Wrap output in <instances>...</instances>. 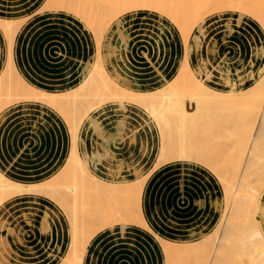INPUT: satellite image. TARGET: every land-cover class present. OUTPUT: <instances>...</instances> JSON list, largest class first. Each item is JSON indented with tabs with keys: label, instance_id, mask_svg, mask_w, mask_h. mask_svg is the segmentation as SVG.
Instances as JSON below:
<instances>
[{
	"label": "bare ground",
	"instance_id": "bare-ground-1",
	"mask_svg": "<svg viewBox=\"0 0 264 264\" xmlns=\"http://www.w3.org/2000/svg\"><path fill=\"white\" fill-rule=\"evenodd\" d=\"M37 1L47 25L66 24L70 31L80 21L90 36L86 41L76 37L75 48L91 53L81 55L76 73L63 69L62 84L29 82L15 59L25 19L7 13L0 0V33L8 51L7 65L0 69V123L11 104L36 101L38 114L53 116L43 141L52 149L62 150L65 142L68 147L61 166L42 175L39 167L16 175L12 160H0V264H22L13 251L25 241L23 229L2 213L7 200L28 195L45 203L35 226L31 211L21 210L23 222L37 227L41 242L57 250L45 264H85L89 244L104 229L120 225L123 233L131 223L152 229L145 215L148 176L177 160L206 166L222 196L211 201V229H190L178 239L154 232L162 264H264V60H256L264 57V0ZM133 12L155 14L175 36L164 43L162 22L157 35L149 36L152 50L145 49L142 59L161 74L156 82L142 84L130 67L132 33L125 15ZM228 12L237 15L238 23L249 18L261 30V45L238 65L225 58L214 64L218 45L207 38L208 19ZM233 33L227 21L222 39ZM178 35L184 46L179 61L172 49L178 51ZM166 47L176 65L164 76L155 59L167 56ZM38 55L49 73L60 72L51 49ZM116 57L124 71L114 64ZM128 102L144 119V136L130 124ZM153 142L145 167L142 157ZM122 143L131 153L128 158L119 153ZM126 168L132 175L125 174Z\"/></svg>",
	"mask_w": 264,
	"mask_h": 264
},
{
	"label": "rangeland",
	"instance_id": "rangeland-1",
	"mask_svg": "<svg viewBox=\"0 0 264 264\" xmlns=\"http://www.w3.org/2000/svg\"><path fill=\"white\" fill-rule=\"evenodd\" d=\"M3 3L7 13L19 17L18 19H25L18 33L15 59L16 67L29 82L39 85L62 84L65 77L61 76L63 69L67 67L66 69H71L73 73H76L83 57L90 55L91 50H86L82 55L75 48L76 37L86 41L90 36L83 29V24L80 21L76 22L71 30L69 28L70 31H66L65 29L68 28L66 24L62 26L46 24L47 18L43 16L44 12L41 11V6L37 0H4ZM62 15V13H57L56 16L58 19L65 18ZM125 16V24L132 33V43L128 55L130 67L134 69L133 73L136 79L142 84L160 80L161 74L147 65L146 61L142 59V54L145 49L152 50L149 40L152 37L149 36L157 35L163 20L160 22L155 14L142 12L127 13ZM227 21H230L234 27V33L227 40H223ZM163 25L167 28L166 33H162L165 38L164 43H167L169 41L166 39L167 36L171 39L175 36L167 27V23H163ZM207 28L208 43L212 44L216 41L218 45L219 55L217 54L218 57L213 59L214 64L225 58L238 65L239 61L249 54L254 45L260 46L262 42L259 26L249 18H244L238 23V17L234 13L228 12L220 16L210 17L207 21ZM43 49H51L55 55L54 58L57 59L58 66L55 69H58L59 73L52 74L47 71L48 68L38 55ZM172 49L177 54L179 61L184 55V46L179 35L178 51L177 48L174 50L172 47ZM168 53H170V47L165 49L166 57L158 59L156 57L155 59L164 76L172 73L173 67L176 65L173 61L174 58L169 59ZM202 53L204 54L205 51ZM256 60L262 62L264 57H258ZM7 62L8 51L0 33V69H5ZM114 64L122 69L117 57L114 59ZM122 71L124 70L122 69ZM37 104L36 101L29 99L11 104L5 110L6 114L2 119V124L0 123V160L4 162L12 160L10 165L16 170V175L23 176L36 167L41 169V175L45 174L54 168H59L66 157L68 150L66 142L65 147L60 150L49 148V145L43 141L45 140V129L53 116L47 111L38 114L41 110L38 109ZM42 106L43 109L46 108L45 105ZM128 106L131 114L129 116L130 124L138 126L142 131V136H144L143 125L145 122L137 105L128 102ZM155 146L156 143L153 142L151 152L142 157L145 167L149 165V159ZM119 153L124 158L131 155L124 143L121 144ZM125 171H127L126 175H132V171L129 169L126 168ZM102 172L107 174L108 167L103 166ZM146 188L148 189L147 196L152 211L145 212V215L153 231L141 224L131 223L127 225L125 236L119 237L120 240L118 241L123 242L127 245L126 247L136 248L138 244L141 248H143L142 244L150 246L149 248L155 249L152 255L156 256L158 261L159 256L155 253H157V245L160 244L154 232L168 236L170 239H178L187 237L190 229H196L199 232L212 228L211 224L215 219V212L211 206V201L213 198L222 196V189L217 177L206 166L183 160L172 161L155 169L148 176ZM23 197H28V195L15 196L2 205V213L18 223L24 231L25 241L21 243V248H16L13 253L22 264H45L46 256L51 255V252H57V250L52 243L41 242L37 227L27 225L21 217V210L29 209L34 219L33 226H35L43 213L45 203L30 200L29 197V199H22ZM40 197L45 198L42 195ZM200 199H202V205L198 202ZM119 227L120 225H116L113 228L115 230L113 234L110 232L112 228H106L95 237L103 235L104 238L109 237L108 241L115 240L118 238L116 234L119 232ZM119 248L122 247L115 245L116 252H120L121 249ZM98 262H100L99 257L96 264ZM121 263L123 264L124 261Z\"/></svg>",
	"mask_w": 264,
	"mask_h": 264
},
{
	"label": "crops",
	"instance_id": "crops-1",
	"mask_svg": "<svg viewBox=\"0 0 264 264\" xmlns=\"http://www.w3.org/2000/svg\"><path fill=\"white\" fill-rule=\"evenodd\" d=\"M147 194H148V189H147ZM146 202H147V208L145 212L152 211L147 195H146ZM198 202L200 205L203 204L202 199L198 200ZM126 229L127 227L125 228V230H123L122 233L121 232L122 230H120L119 228V232L118 234H116L118 238L112 241H108L109 237L104 238L103 235L93 238V240L88 246L85 264H96L98 257L100 258V262H98V264H105V263L122 264L121 262L123 261H124L123 264H155V262L156 264H162L163 252L160 245H157V253H155L157 254V256H159V260L157 261L156 256L152 255V252L155 251V249L149 248L150 246H145L144 244L141 243L143 248L139 247L140 244H138L136 248L131 247L132 248L131 249L130 247H126L127 245L123 244V242H118L120 240L119 237L125 236ZM114 231H115L114 229L113 230L111 229L110 230L111 234H113ZM116 235H113V237H116ZM115 245L117 247L119 246L122 247L119 248L121 249L120 252H116Z\"/></svg>",
	"mask_w": 264,
	"mask_h": 264
}]
</instances>
